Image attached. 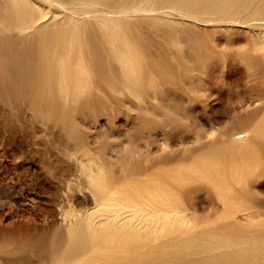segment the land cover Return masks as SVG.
<instances>
[{"label": "rangeland", "instance_id": "obj_1", "mask_svg": "<svg viewBox=\"0 0 264 264\" xmlns=\"http://www.w3.org/2000/svg\"><path fill=\"white\" fill-rule=\"evenodd\" d=\"M263 247L264 0H0V264Z\"/></svg>", "mask_w": 264, "mask_h": 264}, {"label": "bare ground", "instance_id": "obj_2", "mask_svg": "<svg viewBox=\"0 0 264 264\" xmlns=\"http://www.w3.org/2000/svg\"><path fill=\"white\" fill-rule=\"evenodd\" d=\"M10 1H11V0H10ZM212 1H213V0H212ZM240 1H241V0H240ZM6 2H7V1H6ZM17 2H18V1H17ZM173 2H174V1H173ZM210 2H211V1H210ZM248 2H249V1H248ZM262 2H263V0H262ZM14 3H15V2H14ZM214 3H216V2H214ZM224 3H225V2H224ZM240 3H241V2H240ZM240 3H239V4H240ZM243 3H244V1H243ZM257 3H258V2H257ZM260 3H261V2H260ZM9 4H10V3H9ZM15 4H16V3H15ZM18 4H19V3H18ZM18 4H16V5H18ZM210 4H211V3H210ZM250 4H251V3H250ZM255 4H256V3H255ZM11 5H12V7L14 6V5L12 4V2H11ZM225 5H226V3H225ZM241 5H242V3H241ZM7 6H8V5H7ZM65 6H66V5H65ZM244 6H245V4H244ZM248 6H249V5H248ZM261 6H262V4H261ZM258 7H260V6H258ZM134 9H135V8H134ZM240 9H241V8H240ZM247 9H248V8H247ZM257 9H258V8H257ZM260 9H261V8H260ZM260 9H259V10H260ZM130 10H131V9H130ZM121 11H122V13L124 12V10H120L119 12H121ZM134 11H135V10H134ZM117 12H118V11H117ZM128 12H130V11H128ZM128 12L125 11L123 15H126L125 13L128 14ZM225 12H226V11H225ZM76 13H77V12H76ZM132 13H133V12H132ZM132 13H131V14H132ZM120 14H121V13H120ZM249 14H250V13H249ZM252 14H253V13H252ZM71 15H72V14H71ZM75 15H76V14H75ZM81 15H82V14H81ZM250 15H251V14H250ZM251 17H252V16H251ZM251 17H250V18H251ZM254 18H255V17H254ZM252 19H253V18H252ZM76 20H77V19H76ZM240 139H241V138H239V140H240ZM135 153H136V152H135ZM141 153H142V152H141ZM129 154H130V153H129ZM132 154H133V153H132ZM137 154H138V153H137ZM138 155H139V154H138ZM135 156H136V155H135ZM90 173H92V172H90ZM90 175H91V174H90ZM96 175H97V174H96ZM91 176H92V175H91ZM91 176H90V177H91ZM93 176H94V173H93ZM87 177H88V176H87ZM91 178H92V177H91ZM92 179H93V178H92ZM92 179H91V180H92ZM92 181H93V180H92ZM93 182L95 183L94 186L97 187L98 185H96V180L93 181ZM94 186H93V184H92V189L94 188ZM88 187H89V184H88ZM95 189H96V188H95ZM109 191H110V190H109ZM111 191H113V190H111ZM89 194H90V193H89ZM109 196H110V195H109ZM108 198H109V197H108ZM105 199H107V198H105ZM109 199H110V198H109ZM162 199H163V197H162ZM101 200H104V198L101 199ZM107 200H108V199H107ZM111 200H112V199H111ZM115 200H116V199H115ZM115 200H114V201H115ZM146 200H147V199H146ZM104 201H106V200H104ZM108 201L111 202L110 200H108ZM108 201H107V202H108ZM114 201H112L113 204H112V207H110V208H112L111 210H112L115 214H117L116 217L118 216V213H120V211H121L123 208H125V207H126V208H131V209H132L131 212L133 213L134 210H135V212H136V209H137V207L139 206L138 204H135V203L131 204V202H129V201L121 202V201H118V200H117V201H118L117 203H116V201H115V202H114ZM124 201H125V200H124ZM154 201H155V200H154ZM100 202H101V201H100ZM102 203L104 204L103 201L101 202V204H102ZM105 203H106V202H105ZM143 203H144V202H143ZM149 203H150V202H149ZM96 204H97V203H96ZM106 204H107V203H106ZM98 205H99V204H98ZM110 205H111V204H107V207L110 206ZM133 205H137V207H136V206H133ZM151 205H153V204L151 203ZM153 206H154V205H153ZM107 207H105V209H109V208H107ZM134 207H135L136 209H135ZM139 207H140V206H139ZM148 207L151 208L150 206L147 205V208H148ZM98 208H99V207L96 208V211H97ZM101 208H103V205H102ZM126 208H125V210H126ZM140 208H141V207H140ZM152 208H153V207H152ZM156 208H157V207H156ZM141 209H143V207H142ZM145 209H146V208H145ZM160 209H161V208H159V210H160ZM99 210H100V209H99ZM99 210H98V211H99ZM103 210H104V209H103ZM103 210H102V211H103ZM89 211H90V210H89ZM96 211H95V212H96ZM112 211H111V212H112ZM122 211H123V210H122ZM126 211H127V210H126ZM140 211L142 212L143 210H140ZM147 211L149 212V209H148ZM155 211H156V210L154 209L153 213H154ZM163 211H164V210H163ZM163 211H162V213H163ZM173 211H174V210H173ZM87 212H88V211H87ZM99 212H100V211H99ZM105 212H107V211L105 210ZM108 212H109V211H108ZM129 212H130V210L127 212L128 215H129ZM131 212H130V214H131ZM143 212L145 213V210H144ZM156 212H159V211H156ZM156 212H155V213H156ZM165 212H167V211H165ZM174 212L176 213L177 211H174ZM174 212H173V214H174ZM97 213H98V212H97ZM100 213H101V212H100ZM137 213H140V212H136V214H137ZM150 213H151V211H150ZM153 213H152V214H153ZM155 213H154V215H155ZM159 213H161V211H160ZM167 213H168V212H167ZM167 213H166V214H167ZM79 214H80V213H79ZM98 214H99V213H98ZM105 214H106V213H105ZM111 214H112V213H111ZM111 214H110V216H112ZM121 214H124V213H121ZM136 214H135V216H136ZM140 214H141V213H140ZM169 214H170V213H169ZM169 214H168V215H169ZM176 214L179 215V214H181V213L179 212V213H176ZM176 214H174V215H176ZM185 214H186V213H185ZM94 215H95V214H94ZM94 215H91V216H92V220H91V222H94V221H93V216H94ZM101 215H102V214H101ZM108 215H109V214H108ZM125 215H126V214H124V216H125ZM131 215H132V214H131ZM154 215H153V216H154ZM168 215H164L165 218L163 217V215H161V216H162L161 218H164L165 221H167L168 218L166 219V216L169 217ZM67 216H68V215H67ZM70 216H71V215H70ZM73 216H74V215H73ZM91 216L88 215V217H91ZM97 216H99V215H97ZM105 216H106V215H105ZM122 216H123V215H122ZM124 216H123V217H124ZM129 216H130V215H129ZM133 216H134V214H133ZM141 216H144V215L141 214ZM147 216H148V214H147ZM149 216H150V215H149ZM156 216H157V213H156ZM88 217H87V219H88ZM95 217H96V216H95ZM95 217H94V218H95ZM120 217H121V216H119V218H120ZM126 217H127V215H126ZM137 217L139 218V216H137ZM73 218H74V217H73ZM98 218H99V217H98ZM100 218L104 219V218H106V217L103 218V216H102V217H100ZM110 218H112V220H113V217H110ZM117 218H118V217H117ZM124 218H125V217H124ZM130 218H131V217H130ZM138 218H137V219H138ZM145 218H146V217H144L143 219L141 218V219H142V220H145ZM154 218H156V217H154ZM157 218H158V217H157ZM180 218H181V217H180ZM102 219H100V220H102ZM108 219H109V218H108ZM115 219H116V218H115ZM121 219H122V217H121ZM121 219H120V220H121ZM125 219H126V218H125ZM128 219H129V218L127 217V220H128ZM132 219H133V218H132ZM132 219H131V220H132ZM148 219H150V217H149ZM151 219L153 220V218H151ZM164 219H163V221H164ZM183 219H185V218L183 217ZM78 220H79V219H78ZM89 220H90V219H89ZM89 220H87V221H89ZM95 220H96V218H95ZM98 220H99V219H98ZM104 220H105V219H104ZM106 220H107V219H106ZM116 220H117V219H116ZM118 220H119V219H118ZM120 220H119V221H120ZM134 220H135V217H134ZM142 220H140V221H142ZM146 220H147V219H146ZM176 220H177V219H176ZM83 221H84V220H83ZM121 221H123V220H121ZM124 221H125V220H124ZM128 221H129V220H128ZM128 221H127V222H128ZM150 221H151V220H150ZM154 221H156V220H154ZM154 221H153V222H154ZM163 221H161V224H163ZM169 221H170L169 224L171 225V224L173 223V222H172L173 220H172V221L169 220ZM174 221H175V220H174ZM178 221H179V222L182 221V218H181V220L179 219ZM178 221H175L174 223H176V222H178ZM76 222H77V221H76ZM100 222H101V221H100ZM100 222H98V223H100ZM102 222H103V221H102ZM107 222H108V221H107ZM107 222H106V223H107ZM115 222H116V221H115ZM115 222H114V223H115ZM125 222H126V221H125ZM127 222H126V223H127ZM131 222H132V221H131ZM135 222H136V221H135ZM142 222H144V221H142ZM151 222H152V221H151ZM151 222H150V223H151ZM179 222H178V223H179ZM185 222H187V221H185ZM185 222H184V220H183V224H185ZM98 223H97V224H98ZM104 223H105V221H104ZM116 223L119 224V226H120V224H121L122 222H121V223L116 222ZM116 223H115V226H116ZM123 223H124V222H123ZM144 223H145V222H144ZM144 223L142 224V226L144 225ZM146 223H147V222H146ZM146 223H145V224H146ZM148 223H149V222H148ZM167 223H168V221H167ZM174 223H173V224H174ZM91 224H92V223H91ZM97 224L95 223V225H97ZM100 224H101V223H100ZM108 224H113V223H110V222H109ZM136 224H137V222H136ZM136 224H135V225H136ZM140 224H141V222H140ZM151 224H152V223H151ZM154 224H155V223H154ZM165 224H166V223H164V226H166ZM169 224H168V225H169ZM181 224H182V222H181ZM75 225H76V224H75ZM92 225H94V224H92ZM98 225H99V224H98ZM129 225H130V223H129ZM129 225H128V227H129ZM131 225H133V224H131ZM135 225H134V226H135ZM149 225H150V224H149ZM188 225H189V224H188ZM101 226H102V225H101ZM103 226H104V225H103ZM106 226H107V225H106ZM108 226H109V225H108ZM108 226H107V227H108ZM117 226H118V225H117ZM121 226H122V224H121ZM134 226H133V227H134ZM151 226H152V225H151ZM155 226H156V225H155ZM186 226H187V225H186ZM98 227H99V226H98ZM109 227H110V226H109ZM111 227H112V226H111ZM125 227H127V224H125ZM128 227H127V228H128ZM130 227H131V229H132V226H130ZM136 227H138V226H136ZM136 227L134 228V230L137 229ZM146 227H148V226L146 225ZM153 227H154V226H153ZM157 227H159V226L157 225ZM166 227H167V226H166ZM166 227H165V228L162 227V228L165 229V231H166ZM172 227H173V225H172ZM105 228H106V227H105ZM151 228H152V227H151ZM151 228H150V229H151ZM159 228H160V227H159ZM169 228H171V226H170ZM107 229H108V228H107ZM110 229L112 230L113 228H110ZM129 229H130V228H129ZM148 229H149V227L147 228V230H145V229H143V230L149 232L150 229H149V231H148ZM156 229H158V228H156ZM167 229H168V228H167ZM114 230H115V229H114ZM124 230H125V229H124ZM139 230L141 231V229H139ZM143 230H142V231H143ZM154 231H155V229H154ZM161 231H162V229H161ZM128 232H129V231H128ZM131 232H132V231H131ZM135 232H136V231H135ZM137 232H138V231H137ZM159 232H160V231H159ZM162 232H164V231H162ZM140 233H141V232H140ZM149 233H151V231H150ZM152 233H153V232H152ZM157 233H158V232H157ZM160 233H161V232H160ZM132 234H133V233H132ZM134 234H135V233H134ZM136 234H137V233H136ZM155 235H156V234H155ZM136 236H137V235H136ZM153 236H154V235H153ZM122 238H123V237H122ZM140 240H141V239H140ZM115 241H116V240H115ZM107 242H108V241H107ZM136 242H137V241H136ZM141 243H142V242H141ZM111 244H112V243H111ZM124 246H125V245H124ZM147 246H148V245H147ZM150 246H151V244H150ZM162 246H163V245H162ZM120 247H121V246H120ZM158 247H159V246H158ZM259 247H261V245H260ZM149 248H150V247H149ZM163 248H164V247H163ZM253 248H254V247H253ZM263 248H264V247H263ZM142 249H143V248H142ZM157 249H158V248H157ZM143 250H144V249H143ZM158 250H159V249H158ZM149 251H150V250H149ZM159 251H160V250H159ZM90 252H91V251H90ZM107 252H108V251H107ZM109 252H110V251H109ZM144 252H145V250H144ZM92 253H93V252H92ZM100 253H101V252H100ZM98 254H99V253H98ZM134 255H135V254H134ZM114 256H115V255H114ZM138 258H139V257H138ZM157 258H158V257H157ZM148 259H149V258H148ZM155 259H156V258H155ZM80 260H82V259L79 258V261H80ZM203 260H204V259H203ZM119 262H120V261H119ZM75 263H76V262H75ZM141 263H142V262H141ZM240 263H241V262H240ZM72 264H73V263H72ZM142 264H144V263H142ZM200 264H201V263H200Z\"/></svg>", "mask_w": 264, "mask_h": 264}]
</instances>
